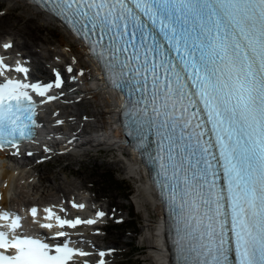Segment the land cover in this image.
Masks as SVG:
<instances>
[{
  "label": "snow or ice",
  "instance_id": "1",
  "mask_svg": "<svg viewBox=\"0 0 264 264\" xmlns=\"http://www.w3.org/2000/svg\"><path fill=\"white\" fill-rule=\"evenodd\" d=\"M49 2L99 47L118 79L146 98L137 116L159 136L160 167L173 200L179 190L192 264H264V0ZM12 72L26 76L29 69L0 56V150L9 146L18 155L19 140L39 126L29 89L43 97L53 84L26 83ZM62 84L57 73L54 86ZM221 171L224 186L217 182ZM44 212V219H55L40 224L49 230L96 223ZM30 214L35 221L38 209ZM11 215L0 224V264H89L78 258L90 253L70 246L67 231L41 239ZM9 219L0 213V221Z\"/></svg>",
  "mask_w": 264,
  "mask_h": 264
},
{
  "label": "bare ground",
  "instance_id": "2",
  "mask_svg": "<svg viewBox=\"0 0 264 264\" xmlns=\"http://www.w3.org/2000/svg\"><path fill=\"white\" fill-rule=\"evenodd\" d=\"M0 2L5 4L8 10L21 8L27 18L36 19L49 28L62 31L49 17L26 5L23 1L0 0ZM2 15L6 14L0 13V18L3 17ZM1 22L0 20L1 42L6 39L14 40V49L9 52L24 54L23 57L31 63L34 73L37 67L43 69L46 65L63 67L66 70L70 66L73 69L71 73L67 70V80L63 90V93L67 94L62 98L63 102L54 109L50 108L44 116L45 129L39 140L45 142L42 147L48 146L50 150L42 152L38 158L50 156L55 158L66 154L78 158L91 149L117 151L115 164L123 168L125 176L136 180L137 191L133 202L139 210L145 212L147 217L148 226L145 236L148 243L147 256L152 260V264H170L168 261L170 256L166 255L167 247L163 234L164 221L161 217V208L154 193L148 187L141 164L134 155L127 153L125 146L120 143V136L114 127L115 100L101 90L94 78L93 67L88 64L83 49L76 45L75 40L64 30L57 44L50 39L31 42L25 35V27H16V22L10 26H2ZM88 101L95 103L96 110L87 109ZM72 141L76 145V151H71ZM29 167L30 165L24 163H17L16 167L11 169L6 167V163L0 165V170L4 169L0 171V192L5 195L3 205L9 206L8 197L11 198L12 204L31 205L35 201L45 202L52 198H57L62 203L65 199L71 200V196H75L77 199L86 200L89 207L91 203L92 207L100 208L96 201L98 198L91 194L85 181L76 182L64 173L57 182L49 176L48 172L43 170L32 172ZM106 207L110 208L108 203ZM90 211L87 209L83 213L89 214ZM119 211V209L116 211V215L120 213ZM107 216L109 218V214ZM98 239L99 237H94L95 244H101Z\"/></svg>",
  "mask_w": 264,
  "mask_h": 264
},
{
  "label": "rangeland",
  "instance_id": "3",
  "mask_svg": "<svg viewBox=\"0 0 264 264\" xmlns=\"http://www.w3.org/2000/svg\"><path fill=\"white\" fill-rule=\"evenodd\" d=\"M4 5L0 2V9L7 8L4 12L6 15L0 18L2 26H10L16 22V27H25V35L28 38L37 41L50 39L57 44V40L62 38L63 33L59 29L49 28L36 19L27 18L22 13V9L8 10V7ZM86 107L90 111L96 110L93 101L87 102ZM117 153L113 150H103L99 153L88 152L78 158L68 155L54 160L51 165H43L40 169H45L57 182L65 173L76 182L82 180L80 182L85 181L88 186L94 183L93 191L97 193L103 204L108 203L111 206L110 209L115 207L122 209L118 220L126 218L127 222L134 221L131 224L126 222L124 225L112 224L106 240L102 239L118 247V258L115 264H152V260L147 256L148 243L145 240L147 217L145 212L139 210L133 202L137 191L136 180L125 176L123 168L115 164ZM131 211L134 213V215L131 213L132 216L129 214Z\"/></svg>",
  "mask_w": 264,
  "mask_h": 264
}]
</instances>
